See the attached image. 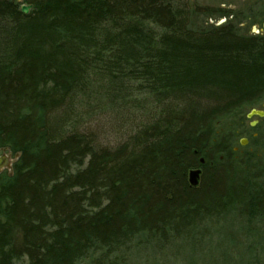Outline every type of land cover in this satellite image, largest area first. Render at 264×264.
Instances as JSON below:
<instances>
[{"label":"trees","instance_id":"trees-1","mask_svg":"<svg viewBox=\"0 0 264 264\" xmlns=\"http://www.w3.org/2000/svg\"><path fill=\"white\" fill-rule=\"evenodd\" d=\"M179 2L25 0L23 15L0 0V151L17 158L0 175V264H118L136 239L230 209L264 226V158L237 160L244 132L222 129L264 105V34L199 24L206 9ZM96 78L113 101L139 83L154 106L112 151L64 132Z\"/></svg>","mask_w":264,"mask_h":264},{"label":"rangeland","instance_id":"rangeland-1","mask_svg":"<svg viewBox=\"0 0 264 264\" xmlns=\"http://www.w3.org/2000/svg\"><path fill=\"white\" fill-rule=\"evenodd\" d=\"M12 1L18 4L19 10L21 6H27L25 0ZM179 3L192 9H206L208 16L202 15L198 19L199 24L219 27L232 22L238 25L240 34H262L264 0H180ZM147 27L156 30L151 25ZM107 81L92 79L85 90L87 96H82L65 120L64 132L76 130L88 133L96 147L112 151L150 122L154 106L139 91V83H129L128 99L113 101L109 96L112 89ZM122 94L126 96L125 91ZM254 109L262 108L258 106ZM249 111L245 110L241 118L234 119V122L229 120L222 123L223 130L240 127L244 132V135L234 140L239 161L245 160L247 155L264 158V117L247 119ZM252 121H257L253 128L250 127ZM244 140L247 144L241 147L240 141ZM2 152L0 155L10 157L12 166L17 158ZM193 222L179 239L167 242L155 239L147 243L136 239L123 248L117 258L111 257L112 261L118 264H264V226L242 217L236 209L221 213L214 220L208 218L195 224ZM182 226L184 224L179 225V228ZM107 262L109 260L103 264H110ZM14 264L28 263L22 258ZM83 264H89V261Z\"/></svg>","mask_w":264,"mask_h":264},{"label":"water","instance_id":"water-1","mask_svg":"<svg viewBox=\"0 0 264 264\" xmlns=\"http://www.w3.org/2000/svg\"><path fill=\"white\" fill-rule=\"evenodd\" d=\"M30 6L28 7H21V12L23 14H27L28 11L30 10ZM261 33H264V21L262 22L261 25ZM253 117H258V118H263L264 117V111L263 110H256V109H252L249 111V113L246 115L247 119H251ZM257 124V121H252L250 123V127L253 128L255 127ZM247 141H240V146L244 147L246 146ZM200 163H203V160H200ZM11 167V161H10V157L6 154H1L0 155V173L5 170V169H10ZM200 177H201V170L200 169H195V170H190L187 174V182L189 184V186L191 188H197L199 185V181H200Z\"/></svg>","mask_w":264,"mask_h":264},{"label":"flooded vegetation","instance_id":"flooded-vegetation-1","mask_svg":"<svg viewBox=\"0 0 264 264\" xmlns=\"http://www.w3.org/2000/svg\"><path fill=\"white\" fill-rule=\"evenodd\" d=\"M263 21H264V20H263ZM5 171L10 172L11 169H5V170H3V171L0 173V175H1L2 173H4Z\"/></svg>","mask_w":264,"mask_h":264},{"label":"bare ground","instance_id":"bare-ground-1","mask_svg":"<svg viewBox=\"0 0 264 264\" xmlns=\"http://www.w3.org/2000/svg\"><path fill=\"white\" fill-rule=\"evenodd\" d=\"M21 7H23V6H21ZM24 7H28V6H24ZM31 7V6H30ZM30 10H31V8H30ZM20 12H21V8H20ZM29 12V11H28ZM21 14H23L22 12H21ZM28 14V13H27ZM27 14H23V15H27Z\"/></svg>","mask_w":264,"mask_h":264}]
</instances>
